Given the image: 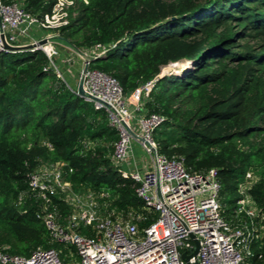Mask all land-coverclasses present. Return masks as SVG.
<instances>
[{"label":"trees","instance_id":"trees-1","mask_svg":"<svg viewBox=\"0 0 264 264\" xmlns=\"http://www.w3.org/2000/svg\"><path fill=\"white\" fill-rule=\"evenodd\" d=\"M13 0H2L7 4ZM41 18L54 0H18ZM60 42L100 51L95 69L113 77L129 96L154 81L143 100L145 115L163 122L153 133L158 153L180 158L190 173L216 169L222 215L233 226L242 187L258 212L253 256L264 264V0H88L70 11ZM64 57L57 58L60 67ZM190 62L178 75L162 68ZM58 78L41 51L0 54V250L28 258L55 250L63 264L75 247L52 241L38 218L44 203L28 193V176L41 162L63 163L74 192L106 195L102 213L113 219L140 217L139 228L157 213L144 209L137 183L112 160L117 131L107 113L95 110ZM250 173L252 179L246 178ZM26 193L21 203L20 194ZM48 210L60 225L72 208L52 197ZM80 233L93 236L90 228Z\"/></svg>","mask_w":264,"mask_h":264},{"label":"built area","instance_id":"built-area-1","mask_svg":"<svg viewBox=\"0 0 264 264\" xmlns=\"http://www.w3.org/2000/svg\"><path fill=\"white\" fill-rule=\"evenodd\" d=\"M88 0H54L51 11L37 18L26 12L18 0L3 3L0 0V18L5 42L12 47L35 45L49 61V68L64 80L61 69L55 64L60 57V30L69 22V11ZM41 32L40 37H34ZM45 32V33H44ZM46 40L45 45H38ZM59 42V43H58ZM70 56L63 64L71 66L73 60L81 61L79 78H83L85 102L95 110L107 113L109 125L119 140L114 145L112 160L122 173L137 183L136 196L144 209L157 213L149 225L139 228L143 219L128 215L113 219L102 213L98 200L106 195L91 192H74L65 180L63 163L41 162L28 176V193L44 203L38 218L47 229L52 241L76 250L77 261L71 264H247L252 257L258 212L246 190L241 193L234 213L245 214L249 222L231 225L222 215L220 183L216 169L205 173H190L180 158H167L158 153L153 133L163 122L159 115H145L143 100L151 92L154 81L145 83L129 96H125L119 83L110 75L90 69L91 61L104 56L100 51L77 50L67 47ZM4 50L0 38V54ZM86 67V72L82 73ZM77 88V87H76ZM76 95L77 90L74 92ZM139 138H142L141 141ZM138 144L149 157L147 169L141 172L133 155V144ZM132 165V169L123 168ZM246 178L251 180L250 173ZM26 193H21V203ZM62 197L72 208L64 225L58 223L57 212L49 211L52 197ZM90 228L93 236L80 233V228ZM193 237V238H192ZM194 240L198 251L194 256ZM186 256L185 260L182 256ZM0 264H63L55 250H35L30 257L12 256L0 250Z\"/></svg>","mask_w":264,"mask_h":264},{"label":"crops","instance_id":"crops-1","mask_svg":"<svg viewBox=\"0 0 264 264\" xmlns=\"http://www.w3.org/2000/svg\"><path fill=\"white\" fill-rule=\"evenodd\" d=\"M33 34H34V37H40L42 33L41 32H35ZM67 47L68 46L65 44H62V43L59 44L58 48L60 50L61 57L66 58V56H70V54L67 51ZM60 67L63 69V71L62 70L61 71L63 73L64 80L68 83L69 87L75 85L74 87L76 88L78 85V78H76L77 77L76 74L79 73L81 70V61L80 60H73L71 66L64 65L62 62ZM138 146L139 145L137 143L133 144V147H135V148ZM137 164H138V169H140L141 172H144V170L147 169V165L144 167L143 161L142 162L140 161V163H137ZM125 167L127 169H130V170L132 169L131 164L125 165Z\"/></svg>","mask_w":264,"mask_h":264},{"label":"water","instance_id":"water-1","mask_svg":"<svg viewBox=\"0 0 264 264\" xmlns=\"http://www.w3.org/2000/svg\"><path fill=\"white\" fill-rule=\"evenodd\" d=\"M0 38L2 40V43H3V48L4 50L6 51H9L10 53H25V52H31L32 50H34L36 48L35 45H27V46H24V47H12V46H9L5 40H4V33H3V25H2V20L0 18ZM46 44V40H41L38 45H45ZM188 64H190V62H185L182 66V68L184 69ZM86 67L83 68V71L82 73H85L86 72ZM77 94L78 96L83 99L84 97V91H83V78L80 77L79 79V82H78V85H77ZM141 141H143L142 138H139ZM193 238V237H192ZM194 250L192 252V255H196L197 254V251H198V243L196 240H194ZM185 260L187 259L186 256H182Z\"/></svg>","mask_w":264,"mask_h":264},{"label":"rangeland","instance_id":"rangeland-1","mask_svg":"<svg viewBox=\"0 0 264 264\" xmlns=\"http://www.w3.org/2000/svg\"><path fill=\"white\" fill-rule=\"evenodd\" d=\"M45 33V32H44ZM59 43V42H58ZM62 43V42H61ZM59 43V44H61ZM63 44V43H62ZM185 62H179V63H175V64H170L164 68H162L161 70V74L160 76H164L166 74H174V75H178L180 73V71L183 69L182 65L184 64ZM77 77L76 78H79V73L76 74ZM77 81V80H76ZM75 85H73L74 87ZM133 155L135 157V160L137 163H140V161L142 162L143 161V164H144V167L149 164V157L141 150V148L138 146V147H133ZM123 168H125V165L122 166ZM244 189L242 188V191ZM251 257H248L247 258V263L248 261H250ZM73 261H77V257H73L72 259ZM61 261V260H60ZM62 262V261H61ZM69 264H71L69 262Z\"/></svg>","mask_w":264,"mask_h":264}]
</instances>
